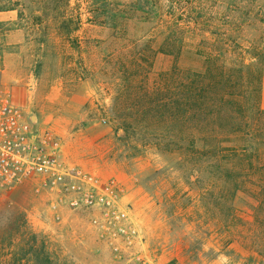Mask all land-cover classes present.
Here are the masks:
<instances>
[{"label": "rangeland", "instance_id": "rangeland-1", "mask_svg": "<svg viewBox=\"0 0 264 264\" xmlns=\"http://www.w3.org/2000/svg\"><path fill=\"white\" fill-rule=\"evenodd\" d=\"M261 51L264 0H0V87L63 148L90 137L102 144L100 165L83 167L117 181L138 249L153 264H264V194L250 183L259 173L243 174L237 194L200 175L195 159L168 143L153 94L171 70H201L215 54L221 64L261 68L264 108ZM46 207L31 185L0 191V264L25 263L31 233L59 264H126L88 213L85 237L95 245L61 236Z\"/></svg>", "mask_w": 264, "mask_h": 264}, {"label": "trees", "instance_id": "trees-1", "mask_svg": "<svg viewBox=\"0 0 264 264\" xmlns=\"http://www.w3.org/2000/svg\"><path fill=\"white\" fill-rule=\"evenodd\" d=\"M257 56L262 59L264 51ZM206 61L201 70H171L155 87L156 106L169 123L168 143L182 151L184 160L194 158L200 175L207 171L229 182L226 189L234 194L241 190L243 174L244 178L258 172L259 178L251 176L256 180L250 183L264 194L262 70L252 63L221 64L215 54ZM234 135L243 140L241 145L220 143ZM24 255L30 257L21 264H59L36 233H31Z\"/></svg>", "mask_w": 264, "mask_h": 264}, {"label": "built area", "instance_id": "built-area-1", "mask_svg": "<svg viewBox=\"0 0 264 264\" xmlns=\"http://www.w3.org/2000/svg\"><path fill=\"white\" fill-rule=\"evenodd\" d=\"M36 122L0 87V191L11 194L31 185L35 195L46 197L56 221L62 220L64 209L88 213L97 238L116 260L153 264L138 249L141 237L118 202L117 181L104 182L69 161L60 136Z\"/></svg>", "mask_w": 264, "mask_h": 264}, {"label": "crops", "instance_id": "crops-1", "mask_svg": "<svg viewBox=\"0 0 264 264\" xmlns=\"http://www.w3.org/2000/svg\"><path fill=\"white\" fill-rule=\"evenodd\" d=\"M35 118L37 121L39 120L38 116H35ZM88 139H90V142L88 143L75 142L73 144H69V146L67 145L66 148H63L65 155L69 157V161L71 159L73 163L79 164L83 167L95 159L94 162L100 165V156H102V149H100V146L102 144L97 142L96 138L90 137ZM46 208L48 213L52 214L53 217V212L48 208V206ZM86 218L87 216H85L84 213L64 209L62 220L57 222L54 219L56 224H54L53 227H55V229L58 227L57 232L60 233L61 236L66 235V237H70V235L73 234L79 242L93 244L94 242L92 239H95L94 237H89L88 235L85 237V234H88L85 227ZM37 224L40 227L45 228L48 226V224L40 218L38 219Z\"/></svg>", "mask_w": 264, "mask_h": 264}, {"label": "water", "instance_id": "water-1", "mask_svg": "<svg viewBox=\"0 0 264 264\" xmlns=\"http://www.w3.org/2000/svg\"><path fill=\"white\" fill-rule=\"evenodd\" d=\"M31 119H32L33 121H35V120H36L35 115H32V116H31Z\"/></svg>", "mask_w": 264, "mask_h": 264}]
</instances>
